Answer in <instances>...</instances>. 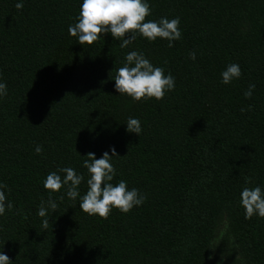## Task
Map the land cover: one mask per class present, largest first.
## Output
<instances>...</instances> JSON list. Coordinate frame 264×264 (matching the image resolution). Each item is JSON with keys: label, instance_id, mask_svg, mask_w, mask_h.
Here are the masks:
<instances>
[{"label": "trees", "instance_id": "trees-1", "mask_svg": "<svg viewBox=\"0 0 264 264\" xmlns=\"http://www.w3.org/2000/svg\"><path fill=\"white\" fill-rule=\"evenodd\" d=\"M17 2L0 0V182L13 204L0 216V248L10 261L264 264V218L245 219L239 204L243 187L264 188V0H148L145 19L179 17L181 38L168 47L137 35L124 48L107 33L92 45L69 36L82 0ZM132 50L174 76L161 100L133 102L114 90ZM228 63L241 77L223 85ZM129 117L141 123L138 137L126 131ZM110 147L112 183L126 181L145 202L105 219L80 211L79 197L61 188L43 228L46 175L76 169L83 195V159Z\"/></svg>", "mask_w": 264, "mask_h": 264}, {"label": "clouds", "instance_id": "clouds-1", "mask_svg": "<svg viewBox=\"0 0 264 264\" xmlns=\"http://www.w3.org/2000/svg\"><path fill=\"white\" fill-rule=\"evenodd\" d=\"M23 7V0H18L16 9ZM151 14L148 0H82L77 22L68 26L69 36L75 37L80 45H92L102 39L104 34L119 41L121 48L128 46L136 36L152 42L157 38L167 41V46L172 47L173 41L181 38L179 28L180 18L160 17L158 20H146ZM190 60H195L196 53L188 54ZM241 77L238 63H228L220 72V83L228 85ZM114 90L119 95L129 97L133 102L142 99L161 100L165 93L171 92L175 87V78L171 73L165 74L162 67L154 66L143 54L135 50L129 51L123 66L116 70ZM255 84L249 83L243 92L245 99L252 97ZM7 95V86L0 80V100ZM249 110L251 106L249 105ZM243 112L244 109L241 108ZM126 131L137 137L142 133L141 123L137 118L129 117L124 124ZM36 154L42 152L40 145L34 148ZM94 153H88L82 161L86 169V192L80 195L79 186L85 181V176L72 167H61L49 172L43 180V188L47 190V200L41 199L38 205L37 216L43 218V228L49 226V213L55 212L58 204L53 199V194L64 189V195L71 200L79 197V210L89 216L107 218L113 209L126 214L133 207L141 206L146 195L137 188H128L126 181L120 180L113 184L116 170L112 158L117 157L115 148L94 158ZM62 174V175H61ZM248 181H246V184ZM6 186L0 182V216L6 211H11L13 204L7 200ZM63 197H59L62 199ZM239 204L244 212V218L250 219L254 215L264 218V188L260 185L243 187L239 193ZM0 264H13L8 255L0 248Z\"/></svg>", "mask_w": 264, "mask_h": 264}]
</instances>
